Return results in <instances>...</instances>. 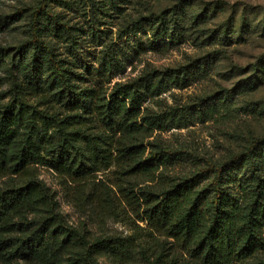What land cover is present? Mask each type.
I'll return each instance as SVG.
<instances>
[{
  "label": "trees",
  "instance_id": "obj_1",
  "mask_svg": "<svg viewBox=\"0 0 264 264\" xmlns=\"http://www.w3.org/2000/svg\"><path fill=\"white\" fill-rule=\"evenodd\" d=\"M152 1V12L124 23L119 37L150 31L154 51L162 44L184 41L170 25L177 24L179 12L193 2L178 0L166 7L160 0ZM72 4L71 0H39L27 40L16 47L0 45V70L5 74L0 86L8 87L0 92V180L7 179L0 186V262L97 264L98 256L107 254L114 261L128 263L138 251L147 264H180L173 257L165 260L151 234L146 242L136 243L109 235L89 239L68 227L51 191L39 179V167H46L72 189L75 205L90 201L120 218L128 205L134 214L142 213L140 221L183 246L194 264H256V253L264 249L260 175L264 137L249 138L246 151L159 193L148 186L173 152H148L145 140L152 124L144 117L145 103L172 89L210 81L216 60L227 56L223 41L229 34L224 38L216 31L206 36L200 44L216 49L186 65L149 70L109 88L88 86L81 84L73 57L77 49L74 27L56 12ZM102 57L101 76L111 83L129 58L122 60L107 52ZM251 81L231 84L227 79L226 86L209 94H242ZM236 167L244 168L253 181L251 201L232 193L240 183L239 178H231ZM112 168V185L93 180L97 173Z\"/></svg>",
  "mask_w": 264,
  "mask_h": 264
},
{
  "label": "rangeland",
  "instance_id": "obj_2",
  "mask_svg": "<svg viewBox=\"0 0 264 264\" xmlns=\"http://www.w3.org/2000/svg\"><path fill=\"white\" fill-rule=\"evenodd\" d=\"M71 1L74 2L71 8L56 9V12L74 27L77 49L73 51V57L80 68L81 84L88 86L104 84L109 88L117 82L131 81L149 70L186 65L196 56L216 49L200 44L206 36L216 31L224 38L229 34L223 41L227 56L221 61L216 60V70L210 81L186 89H172L145 103L144 117L152 124L150 137L145 140L148 152L161 149L173 152V156L163 160L154 181L148 183L150 190L159 193L173 183H180L186 176L246 151L249 138L264 137V0H191L193 6L179 12L177 24L170 25L176 35H183L184 41L162 44L159 51L150 49V31L119 37L124 23L152 12V0H95L92 4L87 0ZM38 2L0 0V45L16 47L27 40L31 16ZM159 2L173 7L178 0ZM106 52L118 54L122 60L129 58L123 62L124 69L114 73L111 83L101 76L102 56ZM4 77L0 70V78ZM227 79L231 84L252 80L251 87L232 96L209 94L219 90L220 85L226 86ZM7 89L5 84L0 86V92ZM260 168L264 181V163ZM113 170L99 172L93 180H104L112 185L115 181ZM235 170L231 178H239L240 183L234 185L232 193L239 199L251 201L253 181L249 180L244 168L236 167ZM38 176L54 196L64 223L90 236L89 239L109 235L134 239L137 243L146 242L151 234L158 241L153 243L160 244L158 252L165 253L166 261L173 257L180 264H194L183 246L140 221L138 216L142 213L134 214L128 205L122 208V218L112 217L90 201L75 205L72 189L48 168L39 167ZM5 182L7 179L0 180V186ZM262 202L264 206V196ZM261 232L264 239V226ZM255 263L264 264V249L256 253ZM97 264L147 262L136 251L134 259L128 263L114 261L102 254L98 256Z\"/></svg>",
  "mask_w": 264,
  "mask_h": 264
}]
</instances>
